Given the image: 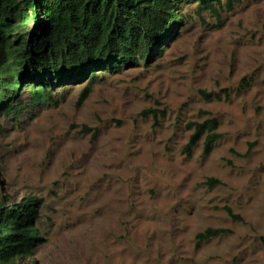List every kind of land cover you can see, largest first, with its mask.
Wrapping results in <instances>:
<instances>
[{
	"label": "rangeland",
	"instance_id": "1",
	"mask_svg": "<svg viewBox=\"0 0 264 264\" xmlns=\"http://www.w3.org/2000/svg\"><path fill=\"white\" fill-rule=\"evenodd\" d=\"M214 7L184 5L147 64L40 105L27 86L0 115V206L39 201L16 264H264V0ZM209 119L221 139L188 155L187 124ZM207 229L224 233L197 247Z\"/></svg>",
	"mask_w": 264,
	"mask_h": 264
},
{
	"label": "trees",
	"instance_id": "2",
	"mask_svg": "<svg viewBox=\"0 0 264 264\" xmlns=\"http://www.w3.org/2000/svg\"><path fill=\"white\" fill-rule=\"evenodd\" d=\"M236 2L226 0V5ZM215 3L220 0H0V115L20 113L18 96L27 86L32 104L40 105L52 98V88L69 82L91 85L97 72L117 74L140 61L147 64L182 22L184 5L196 4L204 12L214 11ZM90 91L84 88L80 103ZM186 128L193 130L184 148L188 155L202 138L204 155L221 139L216 119ZM38 202L27 198L20 205L0 206V264L33 256L41 242L35 226ZM223 233L207 229L196 235V246Z\"/></svg>",
	"mask_w": 264,
	"mask_h": 264
}]
</instances>
